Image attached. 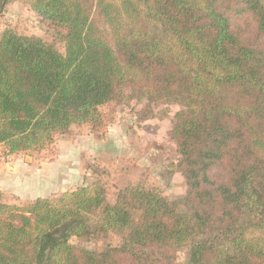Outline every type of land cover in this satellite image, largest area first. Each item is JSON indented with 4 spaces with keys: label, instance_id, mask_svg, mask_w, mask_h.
Wrapping results in <instances>:
<instances>
[{
    "label": "trees",
    "instance_id": "16d2710c",
    "mask_svg": "<svg viewBox=\"0 0 264 264\" xmlns=\"http://www.w3.org/2000/svg\"><path fill=\"white\" fill-rule=\"evenodd\" d=\"M13 1L67 31L65 55L2 35L0 147L44 150L127 88L177 103L190 213L139 185L114 204L101 186L23 207L0 192V264H174L148 250L187 245L186 264H264V0H0V18ZM126 232L102 251L70 243Z\"/></svg>",
    "mask_w": 264,
    "mask_h": 264
},
{
    "label": "rangeland",
    "instance_id": "374dc122",
    "mask_svg": "<svg viewBox=\"0 0 264 264\" xmlns=\"http://www.w3.org/2000/svg\"><path fill=\"white\" fill-rule=\"evenodd\" d=\"M153 31L162 35L160 26ZM7 30L35 37L65 55V29H59L35 13L27 3L11 2L0 18V39ZM106 30V29H103ZM177 103H149L123 89L119 98L100 108L101 122L73 125L54 136L41 151L8 154L0 147V192L3 202L23 207L37 199H55L83 187L101 186L106 201L114 204L119 191L129 185L157 190L179 211L186 206L187 183L179 171L180 156L173 136ZM124 234L109 233L100 240L72 238L71 244L102 251L123 243ZM190 246L172 251L148 250L150 258L186 264Z\"/></svg>",
    "mask_w": 264,
    "mask_h": 264
}]
</instances>
